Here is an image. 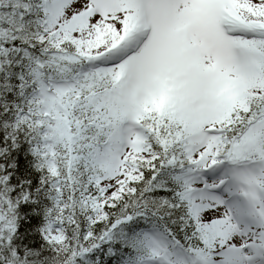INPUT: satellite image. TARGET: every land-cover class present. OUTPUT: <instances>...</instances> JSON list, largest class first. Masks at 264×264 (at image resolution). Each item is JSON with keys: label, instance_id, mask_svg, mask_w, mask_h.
Listing matches in <instances>:
<instances>
[{"label": "snow or ice", "instance_id": "6c2138e0", "mask_svg": "<svg viewBox=\"0 0 264 264\" xmlns=\"http://www.w3.org/2000/svg\"><path fill=\"white\" fill-rule=\"evenodd\" d=\"M0 264H264V0H0Z\"/></svg>", "mask_w": 264, "mask_h": 264}]
</instances>
